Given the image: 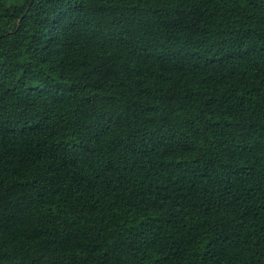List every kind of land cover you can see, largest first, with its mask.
I'll use <instances>...</instances> for the list:
<instances>
[{
  "label": "trees",
  "instance_id": "trees-1",
  "mask_svg": "<svg viewBox=\"0 0 264 264\" xmlns=\"http://www.w3.org/2000/svg\"><path fill=\"white\" fill-rule=\"evenodd\" d=\"M0 264H264V0H0Z\"/></svg>",
  "mask_w": 264,
  "mask_h": 264
}]
</instances>
